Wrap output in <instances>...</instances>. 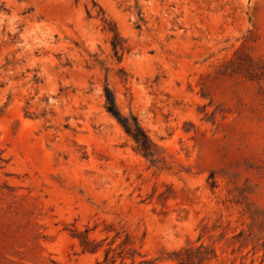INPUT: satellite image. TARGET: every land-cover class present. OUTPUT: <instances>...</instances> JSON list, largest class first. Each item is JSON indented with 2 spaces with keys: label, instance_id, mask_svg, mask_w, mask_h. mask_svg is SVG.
I'll list each match as a JSON object with an SVG mask.
<instances>
[{
  "label": "rangeland",
  "instance_id": "rangeland-1",
  "mask_svg": "<svg viewBox=\"0 0 264 264\" xmlns=\"http://www.w3.org/2000/svg\"><path fill=\"white\" fill-rule=\"evenodd\" d=\"M108 249L264 264V0H0V264Z\"/></svg>",
  "mask_w": 264,
  "mask_h": 264
},
{
  "label": "trees",
  "instance_id": "trees-1",
  "mask_svg": "<svg viewBox=\"0 0 264 264\" xmlns=\"http://www.w3.org/2000/svg\"><path fill=\"white\" fill-rule=\"evenodd\" d=\"M115 39H117L118 37V33L115 32V35H114ZM118 45L117 43H114V50L115 52L118 54ZM107 93L110 94V90L107 89ZM108 111L110 113H112L113 115H115L116 117H118L119 119H122L121 116H120V111L117 109V106H116V103H115V100L112 96H108ZM138 128V126H137ZM127 129H129V126L127 125ZM143 136L146 137V135L143 133ZM115 252V249H108L106 254H105V257H104V261L103 263L104 264H117L116 261H117V256L116 254H111ZM122 257V256H120ZM119 264H128L126 262H124V260H122ZM130 264H134L133 262L130 263Z\"/></svg>",
  "mask_w": 264,
  "mask_h": 264
}]
</instances>
